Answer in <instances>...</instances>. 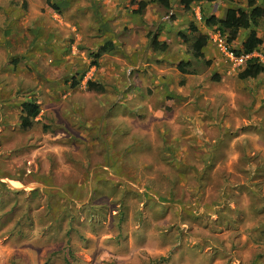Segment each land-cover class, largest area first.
<instances>
[{
    "label": "rangeland",
    "instance_id": "374dc122",
    "mask_svg": "<svg viewBox=\"0 0 264 264\" xmlns=\"http://www.w3.org/2000/svg\"><path fill=\"white\" fill-rule=\"evenodd\" d=\"M141 1L0 0V264H264V76L204 21L247 0Z\"/></svg>",
    "mask_w": 264,
    "mask_h": 264
},
{
    "label": "trees",
    "instance_id": "16d2710c",
    "mask_svg": "<svg viewBox=\"0 0 264 264\" xmlns=\"http://www.w3.org/2000/svg\"><path fill=\"white\" fill-rule=\"evenodd\" d=\"M218 0H180L183 9L190 12L194 5L205 3L214 4ZM158 4L163 8L170 10L173 6V0H148L139 3L138 12H143L148 5ZM208 28H215L221 36L227 38L229 45L235 43L241 34V31L249 32L247 40L243 43L241 49L233 50L235 56L250 55L256 53L264 41L260 37L258 30L264 29V4L260 5L256 0H247V7L229 8L224 17L216 15L206 16L204 18ZM181 44L185 47L186 54L193 57L196 61L204 63L207 66L211 65V61L207 60L205 50L210 44V36L203 33L196 24H191L185 32L179 34ZM151 46L154 52H165L168 49V44L160 42L159 37L155 36L151 39ZM116 46L112 42H107L93 56L99 60L103 56L112 53ZM245 68L239 75L243 81L255 80L260 76H264V65L257 58H252L245 63ZM180 72L185 77L192 74V63L183 61L178 66ZM88 85L93 89L103 90V86L89 81ZM41 113V107L37 102L27 101L22 106L21 127L24 129L32 128L35 120ZM99 191V190H98Z\"/></svg>",
    "mask_w": 264,
    "mask_h": 264
},
{
    "label": "built area",
    "instance_id": "2783aa9c",
    "mask_svg": "<svg viewBox=\"0 0 264 264\" xmlns=\"http://www.w3.org/2000/svg\"><path fill=\"white\" fill-rule=\"evenodd\" d=\"M231 58H232V59L236 62V64H238L239 66H244L245 63H246L248 60H250V59H252V58H257V57H256V53H254V54H250V55H242V56H240V57H237V56H235L234 53H232V54H231Z\"/></svg>",
    "mask_w": 264,
    "mask_h": 264
},
{
    "label": "crops",
    "instance_id": "0c3cea01",
    "mask_svg": "<svg viewBox=\"0 0 264 264\" xmlns=\"http://www.w3.org/2000/svg\"><path fill=\"white\" fill-rule=\"evenodd\" d=\"M219 1V0H218ZM218 1L216 2V3H214V4H217L218 3ZM205 4H208L209 5V3H205ZM210 5H213V4H210Z\"/></svg>",
    "mask_w": 264,
    "mask_h": 264
}]
</instances>
